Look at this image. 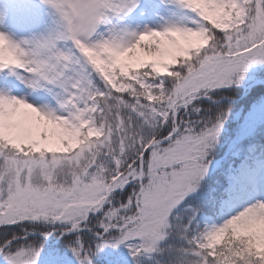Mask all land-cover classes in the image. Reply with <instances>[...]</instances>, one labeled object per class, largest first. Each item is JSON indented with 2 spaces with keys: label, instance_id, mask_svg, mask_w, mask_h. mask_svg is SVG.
Returning a JSON list of instances; mask_svg holds the SVG:
<instances>
[{
  "label": "snow or ice",
  "instance_id": "snow-or-ice-1",
  "mask_svg": "<svg viewBox=\"0 0 264 264\" xmlns=\"http://www.w3.org/2000/svg\"><path fill=\"white\" fill-rule=\"evenodd\" d=\"M136 2L45 0L63 30L31 42L27 52L21 44L28 41L0 31V70L22 68L32 87L59 83L66 93L57 115L0 92V226L46 220L64 222L61 234L87 229L88 240H70L80 264H90L93 241L96 249L127 241L133 256L156 250L171 210L206 173L225 118L208 116L197 128L178 118L179 109L238 85L249 65L264 63V0H174L196 15V27L171 23L127 39L110 30L92 39L110 14ZM62 39L74 49L58 48ZM73 65L80 71L67 77ZM126 187V199L113 204V193ZM17 238L0 241L5 264H37L39 248L13 245ZM193 241L195 264H264V201Z\"/></svg>",
  "mask_w": 264,
  "mask_h": 264
},
{
  "label": "rangeland",
  "instance_id": "rangeland-1",
  "mask_svg": "<svg viewBox=\"0 0 264 264\" xmlns=\"http://www.w3.org/2000/svg\"><path fill=\"white\" fill-rule=\"evenodd\" d=\"M196 19L191 10L179 6L174 0H137L131 11L111 16L106 22L99 24L92 39H103L109 36L110 30L113 34L127 39L132 32H140L146 28L160 31V28L171 23L196 27L194 22ZM61 25L63 22L59 13L45 3V0H0V31L7 33L14 41H28L29 45L21 44L25 52L32 46L31 42L55 36ZM56 45L65 50L59 42ZM28 75L24 69L15 66L0 70V92L25 99L42 110H52L57 115L64 114L65 110L61 108L60 100L66 93L60 84L42 81L40 86L32 87L24 79ZM74 75L72 67L66 70L67 77ZM246 117L245 127L241 126L240 130L242 136L247 133L250 125L264 120V100L253 107ZM239 143L241 142L232 140L227 153H223L207 176H204L206 179V181L203 179L204 186L201 185L200 179L195 190L189 192L171 210L170 227L166 229V235L158 241L155 251L133 256L129 242L120 244L127 246L123 263L134 264V260L150 263L166 259L170 260V264H195L199 257L193 252L195 247L193 237L199 238L213 225H222L227 219L256 201H264V159L261 157V150L254 143L246 142L238 146ZM209 151L210 149L208 153ZM203 194L207 195L204 199L207 201L201 203ZM188 199L187 204L191 203L185 205ZM179 206L182 213L175 212ZM56 223L64 226V222ZM171 225L176 228L175 232ZM58 231L59 229L53 231L50 237L54 242L57 239L53 237H56ZM182 240L185 242L184 246L191 249L189 255L175 253L179 251L178 243ZM162 247L164 249H161ZM104 250L109 257L112 256L113 250L109 244L104 246ZM39 262L55 264L52 260ZM0 264H5L3 257H0ZM61 264H74V261L67 258ZM113 264L118 263L113 261Z\"/></svg>",
  "mask_w": 264,
  "mask_h": 264
},
{
  "label": "trees",
  "instance_id": "trees-1",
  "mask_svg": "<svg viewBox=\"0 0 264 264\" xmlns=\"http://www.w3.org/2000/svg\"><path fill=\"white\" fill-rule=\"evenodd\" d=\"M69 49H74L69 48ZM87 72L91 73V78L96 82L97 86H100L104 81L95 72V69L91 65L87 66ZM253 81H258L252 84L249 88H246ZM264 63L256 62L249 65L247 72L244 74L243 79L240 83L231 84L226 86L217 87L210 91L208 96L200 95L194 99L191 104H189L183 113L181 109L180 119L193 123L197 128L203 125L204 119L208 116H218L223 114V126L219 132V135L210 148V151L206 157L207 160V170L204 176H207L208 172L211 170L213 165L217 162L223 153L228 150V145H230L232 140L240 141L239 144H244L247 141L263 142L264 143V121L257 124H252L247 128V133L242 136L240 133L241 126L245 127L246 116L250 110L258 105L264 100ZM199 108V112L195 109ZM163 131V129L161 130ZM201 178V185L203 184V179ZM206 181V179H205ZM131 189L126 187L123 191H115L113 193V204H119L122 200L126 199V194ZM200 192L202 189L200 188ZM187 202V201H186ZM107 207V205H105ZM177 208L176 213H182V209ZM172 215H170V219ZM180 219L182 218L179 217ZM173 232L175 229L173 225ZM63 227V225H58L57 223L52 224L45 220H26L22 223L17 224H6L0 226V241L15 234L17 237H21L30 232L44 233L46 231H51L55 228ZM80 235L82 239L88 240L93 234L87 231H80L79 233H71L67 236L60 238L58 241L45 240L36 235L27 236L25 238H18L13 241V245L24 244L39 248V257L37 259V264L39 260H52L55 264H61L67 258L74 261V264H80L77 257L73 254L72 248L70 247V240ZM121 244V243H120ZM117 244L114 248V256L107 254V250L103 248L96 249L95 242L91 244V250L89 252L90 264H113V261H118V264L123 263V254L120 251L119 245ZM182 244V243H181ZM178 243L177 255L183 254L184 247ZM161 249H164L163 247ZM94 257V258H93ZM114 261V262H115ZM66 262V261H65ZM170 264V260L166 259L151 261L150 263L145 262L143 264ZM87 264V262H86Z\"/></svg>",
  "mask_w": 264,
  "mask_h": 264
}]
</instances>
